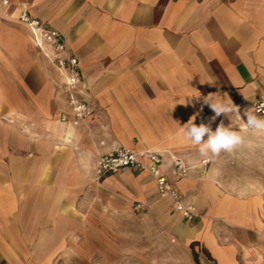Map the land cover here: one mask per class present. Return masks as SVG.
Instances as JSON below:
<instances>
[{
  "label": "crops",
  "instance_id": "crops-1",
  "mask_svg": "<svg viewBox=\"0 0 264 264\" xmlns=\"http://www.w3.org/2000/svg\"><path fill=\"white\" fill-rule=\"evenodd\" d=\"M17 1L0 7V264H264V188L224 179V152L201 156L181 130L194 117L254 134L244 112L264 114L213 120L204 98L262 94L264 0H29L78 59L92 110L78 125L54 52L17 20ZM120 147L158 152L195 216L147 172L97 178L98 154Z\"/></svg>",
  "mask_w": 264,
  "mask_h": 264
},
{
  "label": "built area",
  "instance_id": "built-area-1",
  "mask_svg": "<svg viewBox=\"0 0 264 264\" xmlns=\"http://www.w3.org/2000/svg\"><path fill=\"white\" fill-rule=\"evenodd\" d=\"M8 4L9 0H0V7ZM16 7L18 8L17 20L29 28L34 42L39 47L49 45L52 48L54 55L51 63L63 76V89L67 95V103L72 116L71 122L73 125H78L91 115L92 110L80 95V91L84 90L86 86L81 78L77 57L66 51L64 37L58 30L47 26L30 13L29 0H18ZM235 105L239 109L251 108L256 114H264V86H262V94L256 101L247 103L244 100H239ZM207 161V159H203L201 162L205 164ZM122 168L149 173L155 180L158 194L170 198L175 211L188 220L195 216L193 207L183 200L178 190L170 182L163 166L162 156L158 152L150 149L135 151L120 147L111 152L98 154L95 166L97 178L116 173ZM188 169L181 158L172 157L171 173L174 177H185Z\"/></svg>",
  "mask_w": 264,
  "mask_h": 264
},
{
  "label": "clouds",
  "instance_id": "clouds-1",
  "mask_svg": "<svg viewBox=\"0 0 264 264\" xmlns=\"http://www.w3.org/2000/svg\"><path fill=\"white\" fill-rule=\"evenodd\" d=\"M204 102L208 104L216 114L212 119L221 114L230 116L237 114L239 119V108L233 104L231 100L226 102L213 101L210 97H205ZM244 117H246L245 124L242 131L252 133L264 132V118L258 117L250 110H245ZM195 118L189 120L181 130L184 136L190 140L194 145L199 146L201 156L208 157L218 156L221 152H233L237 147L246 143L245 136L241 133L231 130L230 127H225L220 124L215 131H212L210 125L201 123L197 126L194 122ZM207 136V139H205Z\"/></svg>",
  "mask_w": 264,
  "mask_h": 264
},
{
  "label": "rangeland",
  "instance_id": "rangeland-1",
  "mask_svg": "<svg viewBox=\"0 0 264 264\" xmlns=\"http://www.w3.org/2000/svg\"><path fill=\"white\" fill-rule=\"evenodd\" d=\"M245 140L246 143L233 152H224L218 164L224 170V179L244 190L260 191L264 188V132L246 136ZM93 243L95 247V240ZM64 258V255L54 256L55 262L60 264Z\"/></svg>",
  "mask_w": 264,
  "mask_h": 264
}]
</instances>
